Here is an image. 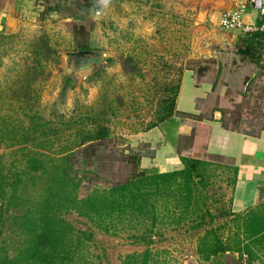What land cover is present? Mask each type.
I'll return each instance as SVG.
<instances>
[{
	"label": "rangeland",
	"instance_id": "1",
	"mask_svg": "<svg viewBox=\"0 0 264 264\" xmlns=\"http://www.w3.org/2000/svg\"><path fill=\"white\" fill-rule=\"evenodd\" d=\"M230 4V0H0L1 120L26 124L27 116L39 115L58 127L61 119H77L87 107L104 109L110 102L108 111L113 115L104 116L108 118L109 146L74 154L79 196L124 180L131 169L125 155L138 152L130 150L133 137L129 134L143 131L156 99L165 95V87L179 81L184 68L193 70L195 82L216 79L223 85L225 94L222 99L215 97L214 103H219L227 125L257 132L264 127L260 66L264 65V46L252 40V55H243L237 50L249 40L248 33L229 32L224 43L210 37L211 32L221 31L217 17ZM260 19L264 21V17ZM76 39L85 41L88 49L101 51L103 59L92 78L88 77L91 73L68 75L73 85L61 92L65 73L59 56L71 50ZM205 41H211L213 50L208 57H204ZM201 116L209 117L208 107ZM194 131L195 137L178 141V148L184 155L215 165L206 182L205 204L225 210L230 162L205 154L207 130L195 127ZM12 149L0 147L3 161L19 158V152L12 153ZM29 183L24 186L26 191L37 187L36 182ZM64 216L76 228L88 226L74 213ZM190 235L184 227L166 232L165 241L151 246L158 251V264H181L189 251ZM92 236L91 264H119V255L143 249L129 244L122 235L93 230ZM14 242L13 233L4 228L0 243H5L9 254Z\"/></svg>",
	"mask_w": 264,
	"mask_h": 264
},
{
	"label": "trees",
	"instance_id": "2",
	"mask_svg": "<svg viewBox=\"0 0 264 264\" xmlns=\"http://www.w3.org/2000/svg\"><path fill=\"white\" fill-rule=\"evenodd\" d=\"M260 18L255 20L256 26L262 24ZM248 34L249 40L237 50L243 55H252L253 41L261 46L260 40H264L263 29ZM73 42L71 50L89 48L85 41ZM98 69L88 77L92 78ZM72 85L70 76L64 74L61 92ZM177 89L178 82L164 88L165 95L156 99L152 118L143 130L169 121L173 115L182 123L202 118L201 111L189 114L174 110ZM109 104L99 110L89 106L84 116L61 119L58 127L42 121L39 115H29L26 124L20 120L17 125L0 118V147L19 152V158L9 162L3 161L0 152V234L6 228L15 241L11 254L5 243H0V264H91L89 244L93 230L108 236L122 235L129 244L143 247L119 255V264H158V251L151 246L165 239L166 230L180 227L195 230L207 225L196 243V253L202 259L230 248L219 243L216 228L211 226L213 216L205 204L206 182L215 165L184 155L178 145L180 169L159 172L143 168L139 152L127 154L125 160L130 162L131 169L124 180L93 188L83 196L77 194L80 178L73 167L74 154L84 155L85 151L109 146L108 118L104 117ZM219 121L223 127L238 128L227 125L223 112ZM193 127L189 135H179L178 141L191 140ZM200 127L207 130L205 125ZM230 169L228 183L235 177V169ZM28 182H36L37 187L26 191L24 186ZM66 213H74L88 226L76 228L65 218ZM234 219L242 221L244 253L251 260L258 254L264 257V200Z\"/></svg>",
	"mask_w": 264,
	"mask_h": 264
},
{
	"label": "crops",
	"instance_id": "3",
	"mask_svg": "<svg viewBox=\"0 0 264 264\" xmlns=\"http://www.w3.org/2000/svg\"><path fill=\"white\" fill-rule=\"evenodd\" d=\"M230 1L231 7L232 0ZM257 16L258 14L254 10L247 9L243 18L248 23H255ZM7 19L9 20L8 15L6 21H8ZM261 25L264 34V21ZM260 42H262L261 46H264V40L262 39ZM257 64H261V61L259 63L257 61ZM260 66L264 82V65ZM213 82L214 86L211 88ZM224 94L223 85H218L216 79L195 82L193 70L184 68L179 76L174 110L197 114L199 111L202 113L205 107H208L209 117L202 116L200 120L190 118L187 119L189 123H182L179 122L177 116L173 115L169 121L129 134L133 137L130 150L141 153L140 163L142 165L140 164V166L164 172L182 167L177 153L178 136L189 135L193 126L199 129L200 125H205L208 132L205 139V154L226 158L230 162V167L235 169L234 181L229 183L230 194L226 209L220 211L219 208L212 209L206 205L209 213L213 216L211 226L216 228L215 232L219 243L230 248L202 259L196 253V243L197 238L207 228V225L199 229L187 230L192 235H190L187 244L189 246L188 254L182 256L181 264H239V254L244 252L243 244L246 240L243 239L241 233V219H234V217L235 215L243 216L249 209L255 208L264 200V127L259 128L255 133H249L240 128L223 127L219 121L221 117L219 103H214V99L215 97L222 99ZM170 231L174 230H166V232ZM166 232L165 239L162 241L166 240ZM249 260L252 264H264V257L259 254L256 259Z\"/></svg>",
	"mask_w": 264,
	"mask_h": 264
},
{
	"label": "water",
	"instance_id": "4",
	"mask_svg": "<svg viewBox=\"0 0 264 264\" xmlns=\"http://www.w3.org/2000/svg\"><path fill=\"white\" fill-rule=\"evenodd\" d=\"M231 33L224 31L211 32L210 37L216 43H224ZM204 57L213 54L211 49V41H205ZM61 67L66 75L75 74L80 77H85L102 62L103 54L95 49H78V50H65L60 56Z\"/></svg>",
	"mask_w": 264,
	"mask_h": 264
},
{
	"label": "built area",
	"instance_id": "5",
	"mask_svg": "<svg viewBox=\"0 0 264 264\" xmlns=\"http://www.w3.org/2000/svg\"><path fill=\"white\" fill-rule=\"evenodd\" d=\"M247 9L254 10L259 17H264V0H232V6L220 12L217 17V27L223 31L240 34L250 33L256 29L262 30V25L248 23L244 20ZM98 13V11H96ZM239 264H252L248 256L242 252L239 254Z\"/></svg>",
	"mask_w": 264,
	"mask_h": 264
}]
</instances>
